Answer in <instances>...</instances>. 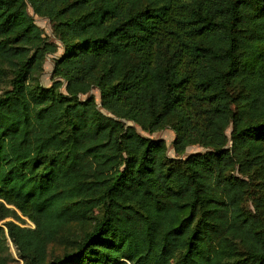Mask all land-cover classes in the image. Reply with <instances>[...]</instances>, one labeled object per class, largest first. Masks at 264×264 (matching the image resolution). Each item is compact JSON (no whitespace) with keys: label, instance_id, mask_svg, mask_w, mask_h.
Listing matches in <instances>:
<instances>
[{"label":"trees","instance_id":"16d2710c","mask_svg":"<svg viewBox=\"0 0 264 264\" xmlns=\"http://www.w3.org/2000/svg\"><path fill=\"white\" fill-rule=\"evenodd\" d=\"M0 88L25 263L264 264V0H0Z\"/></svg>","mask_w":264,"mask_h":264},{"label":"rangeland","instance_id":"374dc122","mask_svg":"<svg viewBox=\"0 0 264 264\" xmlns=\"http://www.w3.org/2000/svg\"><path fill=\"white\" fill-rule=\"evenodd\" d=\"M30 11L31 13H33L31 9ZM33 15H34L36 23L41 28L42 35L47 37L50 40H57L56 34H55V24L46 17L38 16L35 14ZM61 51H62V48H59L58 54H60ZM53 62L54 60L51 57L47 58V60L45 61L44 72L41 76V81L45 85H49L51 83V73H52L51 71L53 68ZM2 92L3 90L0 88V95L2 94ZM94 93H95L97 101H99V98H100L99 92L94 91ZM151 136L153 138H163L168 145V154L170 156H176V153L172 147V140L175 136V133L170 127H165L163 129H160L154 132ZM204 150H205L204 147L196 144V145L189 146L186 150V153L198 152V151H204ZM6 220L8 219H0V226L4 227V232H5V235H4L5 241L2 243V245L5 244V246H2L0 248V260L6 259L8 261V264H27L25 263V260L22 259L21 256L19 255L14 243L12 242L11 238L8 235L7 228L5 227V224H4ZM27 221L31 223L29 219H27ZM72 228H74L73 231H78L79 227L76 225V226H73ZM69 249L70 247L64 243L52 242L48 245V254H49V257H53L54 255L63 256L65 252L69 251Z\"/></svg>","mask_w":264,"mask_h":264}]
</instances>
